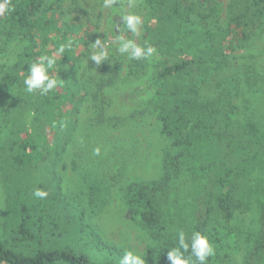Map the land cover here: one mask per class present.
<instances>
[{
    "label": "trees",
    "instance_id": "16d2710c",
    "mask_svg": "<svg viewBox=\"0 0 264 264\" xmlns=\"http://www.w3.org/2000/svg\"><path fill=\"white\" fill-rule=\"evenodd\" d=\"M213 1L145 0L152 11L143 42L155 39L167 55L156 72L152 100L162 131L172 140L161 176L133 180L126 188L129 206L156 241L147 264H171L168 251L176 246V231H200L212 243L217 225L246 209L257 213L246 264H264V140L254 137L253 122L233 120L237 105L231 92L212 98L202 92L211 75L228 63L223 39L232 48L235 40L227 39L228 32L226 38L209 34L197 43L195 36L185 37L180 22L185 13L189 18L192 5ZM247 1L251 15L264 19V0ZM12 5L14 10L0 17V172L11 186L13 206L4 224L9 244L0 239V264H117L97 261L79 246L77 235L97 234L82 231L84 213L57 182V163L85 123L83 106L97 107L92 121L109 127L146 109L131 102L125 110L117 103L113 90L121 86L112 67L115 54L94 71L93 33L75 18V0H12ZM69 43L51 73L63 86L46 96L27 93L28 63ZM32 169H55L56 181H38ZM36 188L46 190L47 198H35ZM214 257L208 264H217Z\"/></svg>",
    "mask_w": 264,
    "mask_h": 264
},
{
    "label": "rangeland",
    "instance_id": "374dc122",
    "mask_svg": "<svg viewBox=\"0 0 264 264\" xmlns=\"http://www.w3.org/2000/svg\"><path fill=\"white\" fill-rule=\"evenodd\" d=\"M75 1L78 12L74 16H77L80 27L93 33L92 45L99 40L100 46L107 48L108 56L116 55L112 67L118 74L121 88L119 91L110 90L115 93L117 103L127 110L129 104L135 102L136 109L146 110L137 117L123 120L118 127H109L92 121L91 116L97 107L83 106L85 123H80L75 138L57 163L56 180L77 211L84 213L82 231L93 230L97 234L92 236L83 232L77 235V242L85 252L97 261L119 264L124 252L133 250L141 254L147 264L156 241L141 222L140 213L129 206L125 193L133 180L158 179L165 153L172 146V140L162 131L152 100L158 85L156 72L167 55L158 48L155 39L153 44L147 42L156 49L150 60H130L117 51L118 35L134 39L141 46L146 42L143 39L152 8L145 0H113L107 6L105 0ZM81 8L85 10L81 12ZM191 8L189 18L185 13L180 20L183 29L185 27V37L195 36L199 43L209 34L222 39V35L229 32L227 39L235 40L232 48L228 40L223 39L228 63L208 79L202 90L204 96L212 98L231 92L233 103L237 105L233 120L253 122L254 137L264 140V19L251 15L247 0L197 2ZM127 14L141 18L135 35L128 31L121 19ZM98 50L93 47V51ZM185 54L183 52L182 56L187 57ZM129 63L132 64L130 69ZM94 65L96 71L98 64ZM97 147L100 148L98 156L93 154ZM53 170L31 171L38 181L52 184L56 181ZM3 177L0 172V239L9 244L4 224L13 206L8 191L9 188L11 193V186ZM253 201L257 200L253 197ZM256 218V212L246 209L237 212L231 221L217 225L212 239L217 264H246L250 238L257 231ZM108 244L115 247L113 251L105 247Z\"/></svg>",
    "mask_w": 264,
    "mask_h": 264
},
{
    "label": "clouds",
    "instance_id": "9594fccd",
    "mask_svg": "<svg viewBox=\"0 0 264 264\" xmlns=\"http://www.w3.org/2000/svg\"><path fill=\"white\" fill-rule=\"evenodd\" d=\"M106 6L111 4L113 0H105ZM14 10L12 0H0V17L10 14ZM123 24L126 25L129 32L133 35L137 34L141 24V18L135 14L122 15ZM119 47L117 51L121 55H127L130 60H150L156 52V49L147 43L143 46L137 44L134 39H126L123 35L117 36ZM68 45H60L57 52L52 55L42 54L35 60L28 63V75L23 80L24 90L29 94L39 93L46 96L58 86L62 87L64 81L52 75V71L56 69L57 55L62 54ZM98 48L94 51L90 59L97 64L102 63L108 58L106 47L100 46L97 40L93 45ZM94 155H100V148L94 149ZM32 195L35 198L44 200L49 193L41 188H36ZM176 246L169 248L168 259L171 264H208V258L216 254L214 245L209 238L200 231H192L190 234L185 230L176 231ZM119 264H146L141 254L133 250L125 251L119 260Z\"/></svg>",
    "mask_w": 264,
    "mask_h": 264
}]
</instances>
